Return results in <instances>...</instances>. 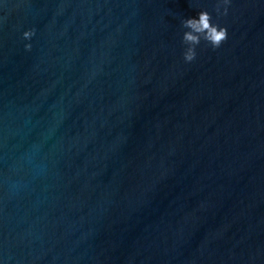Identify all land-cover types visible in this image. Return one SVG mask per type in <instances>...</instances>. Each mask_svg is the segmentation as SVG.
<instances>
[{"label": "water", "instance_id": "95a60500", "mask_svg": "<svg viewBox=\"0 0 264 264\" xmlns=\"http://www.w3.org/2000/svg\"><path fill=\"white\" fill-rule=\"evenodd\" d=\"M217 4L0 0L2 264H264V0Z\"/></svg>", "mask_w": 264, "mask_h": 264}, {"label": "clouds", "instance_id": "9594fccd", "mask_svg": "<svg viewBox=\"0 0 264 264\" xmlns=\"http://www.w3.org/2000/svg\"><path fill=\"white\" fill-rule=\"evenodd\" d=\"M231 0H218L216 7L217 14L223 7L224 15H227ZM182 29L181 43L184 46L183 60L185 63H192L196 59V49L203 41L213 50L218 49L228 38V29L219 23L213 22L211 14L206 10L199 11L196 16L184 18L180 21ZM34 31H25L22 39L31 40ZM25 51L31 50V44L24 45ZM2 264V262H0Z\"/></svg>", "mask_w": 264, "mask_h": 264}]
</instances>
